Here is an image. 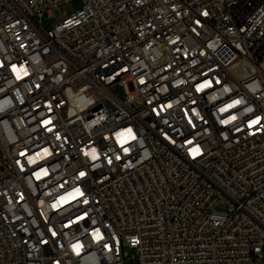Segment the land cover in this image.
I'll return each mask as SVG.
<instances>
[{
  "label": "built area",
  "instance_id": "obj_1",
  "mask_svg": "<svg viewBox=\"0 0 264 264\" xmlns=\"http://www.w3.org/2000/svg\"><path fill=\"white\" fill-rule=\"evenodd\" d=\"M69 1L0 0V264H264V0Z\"/></svg>",
  "mask_w": 264,
  "mask_h": 264
},
{
  "label": "rangeland",
  "instance_id": "obj_2",
  "mask_svg": "<svg viewBox=\"0 0 264 264\" xmlns=\"http://www.w3.org/2000/svg\"><path fill=\"white\" fill-rule=\"evenodd\" d=\"M82 7V1L81 0H71L69 2H65L62 3L59 8L61 12H65L67 14H71L73 11H75L76 9H79ZM55 20V16H51L49 17L48 14H45V19L43 21V25L47 26L49 24H51L53 21ZM114 89L115 91L118 92V94L122 97L123 96V89L118 86V85H114Z\"/></svg>",
  "mask_w": 264,
  "mask_h": 264
},
{
  "label": "snow or ice",
  "instance_id": "obj_3",
  "mask_svg": "<svg viewBox=\"0 0 264 264\" xmlns=\"http://www.w3.org/2000/svg\"><path fill=\"white\" fill-rule=\"evenodd\" d=\"M83 175V174H82Z\"/></svg>",
  "mask_w": 264,
  "mask_h": 264
}]
</instances>
